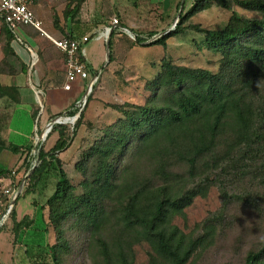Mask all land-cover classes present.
I'll return each mask as SVG.
<instances>
[{
	"label": "rangeland",
	"instance_id": "rangeland-1",
	"mask_svg": "<svg viewBox=\"0 0 264 264\" xmlns=\"http://www.w3.org/2000/svg\"><path fill=\"white\" fill-rule=\"evenodd\" d=\"M179 1L174 0L166 12L159 14L156 9L158 15H153L152 18L145 14V19H135L134 22L140 26L138 35L132 34L133 37H130L133 44L127 56L113 57L112 61L108 62L106 57V64L101 67L99 80L94 87L88 90L82 102L65 113L77 115L84 110L82 124L71 146L64 151L61 158L75 195L83 194L86 185L98 186L95 180L97 156L83 165L82 172L76 169L75 165L84 160L91 147L109 145L116 140L114 137L120 131L118 127L122 124L123 128L125 121L121 109L138 112L139 105L175 103L179 95L177 88L157 87L153 84L162 72L163 61L224 74L226 82L235 78L238 72L234 61L231 60V66L226 70L224 55L218 50L208 48L204 43V33L193 30L192 26L220 30L229 23L233 13L245 19H264L262 12L237 5L233 0H228L229 8L224 7L219 0H206L208 7L193 11L183 24L185 30L167 40V49L160 44L149 45L157 37L150 38L149 33H166L175 28L179 22ZM194 1L186 0L184 13L192 9ZM137 37L145 40L139 43ZM261 42L260 33H247L237 37L231 46L237 45L232 52H238L232 53V57H244L243 51L245 52L247 47L259 46ZM241 75L245 81L243 87L248 92L253 108L263 116L264 121V68L254 71L246 68ZM10 118L9 109H0L1 137L7 132ZM77 119L74 124L63 123L68 127V134H72ZM51 127V123L46 126L41 135L42 139ZM142 130L138 132L139 135L129 138L121 156L117 149L110 158L113 166V188L105 199L108 216V227L104 230L106 237L111 243L119 241L115 239L121 234L116 227L117 217L121 216L130 193L136 189L143 190L144 199L152 197L154 189L163 186L166 187L167 195H182L186 191L202 190L186 204L184 215L177 213L170 218V225L177 226L187 237L192 238L205 236L206 222L212 221L213 236L207 238L206 244L197 246L187 264H244L248 253L258 250L264 244V153L257 158L244 156L245 144L237 143L232 130H228L218 138L216 146L210 152L198 159L196 175L189 177V166L182 160V155L191 154L190 140L196 136H190V132H187L184 137L186 140L181 141L179 146H171L168 151L157 152L164 155L163 157L151 158L150 149L142 143ZM54 134L52 131L39 144L29 143L23 146L22 164L11 166L7 175L13 184L20 185L31 169L40 163L37 164L39 150L43 145L51 144ZM11 155L9 153L7 157ZM4 165L6 163L3 161ZM29 179L25 182L19 198L24 199L31 195L27 197L28 207H35L36 213L40 214L39 217L46 224L44 237L47 243L55 244L59 241V234L49 222L48 206V198L54 191L55 180L52 179L42 191L38 189L34 193L27 192ZM4 184L5 182L0 183V189ZM13 220L14 218L9 219L4 228L12 225ZM29 221L28 217L25 218L24 225ZM15 228L19 230V227ZM62 229L66 246L59 251L61 264H107L100 254V246L92 228L71 215L63 222ZM130 234V242H133L135 235ZM132 254L134 264H147L155 251L150 240L142 238L133 245ZM50 264H53L52 261ZM158 264L168 263L160 261Z\"/></svg>",
	"mask_w": 264,
	"mask_h": 264
},
{
	"label": "trees",
	"instance_id": "trees-1",
	"mask_svg": "<svg viewBox=\"0 0 264 264\" xmlns=\"http://www.w3.org/2000/svg\"><path fill=\"white\" fill-rule=\"evenodd\" d=\"M81 1L83 0H79L76 6L67 12H78ZM219 1L224 7H230L228 0ZM233 1L237 5L264 14L262 0ZM181 3L182 0L178 2V10ZM206 7H208L206 0H195L191 10L186 13L183 10L174 29L166 33L163 31V34L154 38L149 45L160 44L167 49V40L185 30L183 24L193 11ZM192 29L204 33V43L208 48L218 50L224 55L225 63L227 62L226 70L231 66V60L234 61L238 72L235 78L231 82H226L223 78L224 74L177 66L170 61H163L162 72L155 78L153 84L157 87L177 88L179 95L175 103L139 105L138 112L121 109L125 121L123 128L122 124L118 127L120 131L114 137L116 140L109 145L91 147L84 160L78 161L75 165L76 169L82 172L84 164L95 156L98 158L95 177L98 186L86 185V190L79 196L74 194V187L62 165L60 154L71 146L82 124L84 111L80 113L72 134L67 133V126L55 124L50 133L57 132L58 139L50 149H46L43 145L39 150L40 163L29 179L27 192L35 193L38 189L42 191L52 179L55 180L54 191L48 198L49 222L57 230L59 241L55 244L32 246L35 251L29 254L31 264H50V261L53 264H61L59 251L66 246L62 224L71 215L93 229L92 232L100 246V254L107 264H134L132 247L142 238H148L155 251L147 264H158L160 261L168 264H187L197 246L206 244L207 238L213 236L214 227L211 220L206 222L207 234L198 238L187 237L177 226L170 225L171 216L177 213L184 215L183 209L186 204L202 190L186 191L182 195H167L165 186L155 188L152 197L146 199L143 190L132 191L121 216L117 217L116 227L121 234L115 239L119 241L111 243L104 234V230L106 231L108 227L105 199L113 188L111 183L113 166L110 158L117 149L121 156L129 138L139 135L140 130L145 129L141 131L142 133L144 131L142 143L150 149L151 158L163 157L164 155L157 152L168 151L171 146H179L181 141L186 140L184 137L187 132H190V136L195 135L196 137L190 140L191 154L182 155V160H185L189 166V177L196 175L198 159L210 152L216 146L218 138L228 130H232L237 143L245 144L244 156L257 158L264 153L263 116L261 117L253 108L248 92L243 87L245 81L241 75L246 68L249 71L264 68V19H245L233 13L223 29H201L196 25L192 26ZM247 33H260L262 42L259 46L247 47V50L243 51L244 57H232V53L238 51L232 52L237 45H231L237 37ZM155 34L151 32L148 36L152 38ZM144 40L137 37L139 43ZM110 48H112V40H110ZM110 58L112 61V57ZM10 91V88L0 85V97L9 94ZM3 150L4 146L0 145V154ZM9 173V169H0V178L7 177ZM15 216L14 207L12 218L15 227L23 226L25 222H17ZM29 224L30 221L24 226ZM130 233L135 235L133 242H130ZM244 264H264V244L258 250L249 252Z\"/></svg>",
	"mask_w": 264,
	"mask_h": 264
},
{
	"label": "crops",
	"instance_id": "crops-1",
	"mask_svg": "<svg viewBox=\"0 0 264 264\" xmlns=\"http://www.w3.org/2000/svg\"><path fill=\"white\" fill-rule=\"evenodd\" d=\"M78 1L35 0L31 4L35 17L52 38L92 36L84 45L90 77L77 79L69 90L64 88L67 83L65 55L53 40L30 25L19 26L16 33H12L0 21V85L11 89L9 94L0 97V109L11 111L7 132L0 136V145L4 146L0 154V169L22 164L23 146L29 143L36 145L48 124L84 100L88 88L94 87L101 67L106 64L110 40L112 59L127 56L133 44L130 37L138 35L140 26L134 20L145 19V14L152 18L168 11L174 0H83L78 12H67ZM114 16L119 18L117 26L111 24ZM108 27L113 30L106 34ZM155 33L158 37L162 31ZM58 136L55 132L46 149L55 144ZM9 153L12 155L7 157ZM3 161L6 163L4 166ZM2 182L5 184L1 188L14 189L17 186L8 177L0 178ZM27 197L16 200L15 218L22 222L28 217L30 224L19 227V231L14 220L7 229L4 228L6 223L0 231V264H31V247L48 242L44 237L46 224L35 207H28Z\"/></svg>",
	"mask_w": 264,
	"mask_h": 264
},
{
	"label": "built area",
	"instance_id": "built-area-1",
	"mask_svg": "<svg viewBox=\"0 0 264 264\" xmlns=\"http://www.w3.org/2000/svg\"><path fill=\"white\" fill-rule=\"evenodd\" d=\"M34 1L35 0H0V21H2L12 33H16L19 26L30 25L40 31L42 35L52 39L54 44L65 55L67 83L64 88L69 90L71 89L72 83L77 79H87L90 77V71L84 54V45L91 40L92 36H84L81 38L68 36L60 39L52 38L44 30L42 22L35 17V14L31 9V4ZM111 24L117 26L119 24V18L114 16L111 20ZM111 30L112 28L108 27L105 30L106 34H109ZM123 30L127 31V29L124 28ZM91 88L92 87L90 86L88 90H91ZM77 118L78 114L61 115L51 122L52 128L55 124H74ZM72 119L74 120L72 121ZM18 189L19 185L14 189L9 187L0 189V231L12 217V212L15 207L14 201L17 198Z\"/></svg>",
	"mask_w": 264,
	"mask_h": 264
},
{
	"label": "water",
	"instance_id": "water-1",
	"mask_svg": "<svg viewBox=\"0 0 264 264\" xmlns=\"http://www.w3.org/2000/svg\"><path fill=\"white\" fill-rule=\"evenodd\" d=\"M185 1H186V0H182V3H181V5H180V7H179V11H178V17H180V16L182 15V12H183V10H184V4H185ZM112 30H113V28H112ZM164 33H165V32H164ZM162 34H163V33H162ZM109 60H110V45H109V43H108L107 62H108ZM78 116H79V115H78ZM51 124H52V123H51ZM51 128H52V127H51ZM46 136H47V134H46ZM45 138H46V137H45ZM45 138H44V140H45ZM41 140H43V139L40 138L39 142H40ZM39 142H38L37 144H39ZM39 162H40V161H39V157H38V162H37V164H38ZM35 167H36V165H35V166L31 169V171H30V172L24 177L22 183L19 185L17 198H18V196L21 194V192H22V190H23V188H24V184H25V182L30 178V176H31L32 173L34 172ZM17 198L15 199L14 202H16Z\"/></svg>",
	"mask_w": 264,
	"mask_h": 264
}]
</instances>
